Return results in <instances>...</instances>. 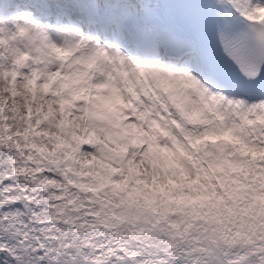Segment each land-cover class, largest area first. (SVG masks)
Returning <instances> with one entry per match:
<instances>
[{"label":"snow or ice","instance_id":"obj_1","mask_svg":"<svg viewBox=\"0 0 264 264\" xmlns=\"http://www.w3.org/2000/svg\"><path fill=\"white\" fill-rule=\"evenodd\" d=\"M0 264H264V0H0Z\"/></svg>","mask_w":264,"mask_h":264}]
</instances>
